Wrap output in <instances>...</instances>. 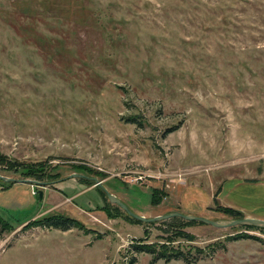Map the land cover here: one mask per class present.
I'll return each mask as SVG.
<instances>
[{
  "label": "rangeland",
  "instance_id": "obj_1",
  "mask_svg": "<svg viewBox=\"0 0 264 264\" xmlns=\"http://www.w3.org/2000/svg\"><path fill=\"white\" fill-rule=\"evenodd\" d=\"M0 176V264H264V233L105 195L214 220L264 180V0H0ZM51 214L81 227L22 229Z\"/></svg>",
  "mask_w": 264,
  "mask_h": 264
},
{
  "label": "trees",
  "instance_id": "obj_2",
  "mask_svg": "<svg viewBox=\"0 0 264 264\" xmlns=\"http://www.w3.org/2000/svg\"><path fill=\"white\" fill-rule=\"evenodd\" d=\"M83 183H87L85 179H80ZM99 193L101 194V192L99 191ZM114 209H118L117 206H114ZM222 211L224 213H226V215L232 217V218H241V217H244L243 214L239 211V210H236L234 208H231V207H226V206H223L222 208ZM126 214V213H125ZM127 215V214H126ZM128 216V215H127ZM129 217V216H128ZM131 218V217H129ZM132 220L136 221V222H139L133 218H131ZM169 219L173 220V221H176L177 224H174V227H177V230H175L174 232H171L170 235L172 236H175V237H182L186 240H192L193 236L190 235L189 233L187 232H184L183 230H181V228L183 226H186V225H191V224H195L196 221H186V220H183L179 217H170ZM1 221V220H0ZM161 223L163 222V220L160 221ZM9 224L7 223H2L1 224V227L2 229H6V227H8ZM30 227H40V228H55V229H59L61 231H65V230H69L73 227H81V225L74 219L70 218V217H65V216H60V215H46V216H43L41 218H38V219H33V220H30L28 221L27 223H25L22 227V229H26V228H30ZM241 228L243 229H246V230H257L261 233H264V229H261V228H256V227H252V226H240ZM165 232H169L168 230H164ZM142 244H135L133 246L134 249H142V250H145L147 252H152V249H150V247L148 246H144ZM182 258L181 257V254L180 253H176L174 255H167L166 257L163 256V254H157L153 259L155 258H162L164 259L165 261H167L168 259L170 258ZM152 259V261H153ZM129 264H134L135 260L134 258H130L128 260Z\"/></svg>",
  "mask_w": 264,
  "mask_h": 264
},
{
  "label": "water",
  "instance_id": "obj_3",
  "mask_svg": "<svg viewBox=\"0 0 264 264\" xmlns=\"http://www.w3.org/2000/svg\"><path fill=\"white\" fill-rule=\"evenodd\" d=\"M78 174H70L69 177H78ZM0 178L4 181H8L9 178L1 177ZM107 200L119 207L122 211H124L129 217L141 222V223H148V222H157L164 219H168L170 217H179L186 221H196L201 222L204 224H208L215 228H227L232 226H252L256 228L264 229V220L259 218H252V217H241V218H223V219H207L203 216L199 215H192V214H182L179 212H170L161 215H155L151 217H145L143 215H139L132 210H130L123 202H121L117 197L114 195L105 192ZM37 198L38 200L41 199V190L37 191Z\"/></svg>",
  "mask_w": 264,
  "mask_h": 264
},
{
  "label": "crops",
  "instance_id": "obj_4",
  "mask_svg": "<svg viewBox=\"0 0 264 264\" xmlns=\"http://www.w3.org/2000/svg\"><path fill=\"white\" fill-rule=\"evenodd\" d=\"M245 185H253L251 187H245ZM264 195V180H255V181H239L233 183L232 186L227 189H221L220 192L215 196V199L222 205L226 207H231L236 210H239L243 216L259 218L264 220V209L257 206V203H252V200H257V195L260 197ZM256 195V196H254ZM240 196L241 198L249 199L252 198L249 202V206L243 205L240 202L234 200V197ZM259 201V200H257ZM264 206V204H261ZM261 210V211H259ZM197 214L202 215L203 211L198 210Z\"/></svg>",
  "mask_w": 264,
  "mask_h": 264
}]
</instances>
